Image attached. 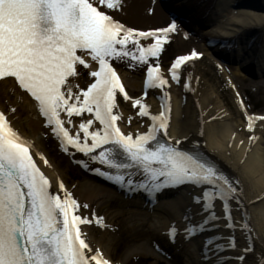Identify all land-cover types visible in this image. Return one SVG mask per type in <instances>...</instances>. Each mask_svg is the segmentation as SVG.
I'll return each mask as SVG.
<instances>
[{"label":"snow or ice","instance_id":"snow-or-ice-1","mask_svg":"<svg viewBox=\"0 0 264 264\" xmlns=\"http://www.w3.org/2000/svg\"><path fill=\"white\" fill-rule=\"evenodd\" d=\"M124 8L125 0H0V81L12 78L30 95L61 151L87 158L75 161L85 171L150 198L190 186L191 211L185 210L183 232L172 228L170 242L182 234L187 240L203 236L211 224L213 235L205 237L201 256L205 264H215L208 246L228 239L237 250L235 233L247 231L234 215L233 206L239 207L242 193L214 161L182 148L183 141L171 142L167 97L163 112L156 115L140 99L134 101L139 117L151 121L145 134H128L119 126L118 95L125 101L131 97L114 62L145 67L148 89L170 87L161 68L149 64L161 60L178 32L175 20L152 30L126 26L115 18ZM201 58L196 51L175 57L171 80L180 84L186 66ZM85 74L91 78L90 86L74 91V80ZM240 107L247 113L242 99ZM85 114L91 119L80 122L73 135L66 124ZM245 118L250 134L257 124H264V115ZM32 148L0 111V264H111L86 242L82 231V226L94 222L105 227L102 220L83 216L80 210L87 205H81L63 183L59 191H52ZM88 162L101 167L91 168ZM221 221L227 236L219 235ZM254 251L245 241L239 264H248L247 254Z\"/></svg>","mask_w":264,"mask_h":264},{"label":"bare ground","instance_id":"bare-ground-1","mask_svg":"<svg viewBox=\"0 0 264 264\" xmlns=\"http://www.w3.org/2000/svg\"><path fill=\"white\" fill-rule=\"evenodd\" d=\"M172 1L174 0H170V2ZM192 1L197 3L202 2L201 0ZM249 1L252 5L257 6L263 13L261 14L260 11H252L242 6L245 2ZM257 2L258 0H217L216 2L211 0V6H207L206 8L207 14L209 13L206 23L216 24L213 29L206 32V35H210L212 38L219 40L224 39L229 42L237 41V43H241L248 39V42L252 43V48L250 50H247L246 47L242 50L241 57L246 58L241 68L255 61V58L258 59L260 54L264 52V0H262L261 3ZM197 3H195L196 5L192 3L187 5L177 4V7L180 9L179 11H181V13L189 15L190 13L197 12L200 9L199 7L202 8V5ZM221 6L224 8V14L221 16L222 19L219 20V18L215 17L214 12L217 9H221ZM258 8H256V10H259ZM115 18L126 26H131L137 30L145 26H151L153 29L164 27L155 0H125V8L120 13L115 14ZM177 33L179 34L176 39L177 46L184 47L188 45L189 41L186 34L180 32L179 29ZM173 38H175V34ZM261 63L262 70H264V60L261 61ZM197 65L198 63L196 60L190 62L189 65L186 66L187 71H190ZM238 71H240V67ZM191 77L193 79L196 78V76ZM233 80L238 81L239 78L234 77ZM86 81L87 77H85V75H80L74 80L75 87L73 90H81ZM129 86L133 91L138 89L137 85ZM154 90L155 89L150 91V93ZM176 93L179 94L180 97L182 96V98H180L181 101L184 98V92L179 88L176 90ZM187 98L189 106L182 111L179 110V100H175L176 102L174 101L173 109L175 113L170 121L172 122V128L169 131L171 142L175 143L178 140L183 141L180 145L182 148L188 147L193 150H198L199 154L205 157L208 162L211 163L214 161L217 167L230 178L231 182L234 184L238 183L242 193L241 198L244 194L245 201L241 199L238 208L233 206L234 215L237 222L241 224L244 229H247V231L238 230L237 234L241 237L251 235L253 243L258 246L260 255L264 253V213L261 215L260 212L259 214L258 223L255 228L256 231L253 227L252 218L248 216L249 214H240L243 209H246L248 213L250 210L252 212L257 211L255 208H252V206H257L260 202H264V153H262L260 149V145L264 143V124H257L255 133L250 134L247 131V125L244 127L241 124V120L246 117L241 108H238L237 112L234 114L239 121L230 123L233 117L232 114H226L220 107L214 108L213 110L211 109V107L218 104L217 98L214 99L213 97L207 96L194 99L188 96ZM144 99L145 98H141L140 100L148 106V103L145 102ZM117 100L118 106L134 105V102L130 100L125 101L122 94L118 95ZM3 102L5 103V107H0V111H7L10 114L8 117H10L13 128L17 130L24 139L34 143L41 154H44L43 157L45 159H39L37 158L35 148L32 149V155L37 161L38 167L51 183L54 184V192L59 191L57 183L59 185L63 183L67 191H69L74 198H78V202L81 205H87V208H81L80 210L83 216L88 219H93L95 217L102 220L105 227H100L94 222L90 225L82 226V231L86 233V242L100 252L104 251V257L109 259L111 264H113L112 261L117 256L118 248L122 245L126 247L134 246L140 249H142L141 247L148 246L153 250L166 253L170 256H173L174 249L182 250L185 248L184 241L180 239L179 236L176 242L171 244L169 233L173 227L184 230L185 210L188 209L191 211L190 205L193 204L194 190L192 188L188 187L185 194L180 195L178 203L170 199H162L159 207L155 209L156 211H154V213H150L140 199L128 201L121 199V210L109 212L110 205L117 200L118 195L114 192L109 193L103 190H95V187L91 185L88 186V184H79V189L76 190V181H80V176L82 175L79 173L83 167L78 166L75 161L87 160V158L80 157L79 154L73 157L61 151L60 144L53 137L51 129L46 126L44 118L39 114L38 104L32 100L30 95L19 89L18 84L14 83L12 78L0 81V106ZM196 102L203 104L202 118H199L195 110H192L191 105ZM164 103L165 98L161 96L158 102H154L155 111L151 112V114H161L164 110ZM12 109H15V112H13ZM119 114L123 117V113ZM30 115L31 117H29ZM181 115L184 120L177 119V117H181ZM23 116L28 117L24 123L21 121V117ZM82 118V121L91 119L87 114ZM62 119L67 120V117L62 116ZM150 126V120L139 117L138 126L136 128L133 129L127 126L123 131L134 135L145 134L150 129ZM74 131L73 135L78 131V126L74 127ZM250 135H255L257 139L255 141L251 140ZM48 140L55 143L54 152L59 159L58 162L50 161L49 163L47 159V156L51 153V151L46 152V148L49 146L47 143ZM204 142L207 143L206 149L203 145ZM88 163L91 168L101 167L95 163ZM63 165L65 168L62 170ZM180 188H177V191H179ZM99 206L104 207L101 213H98L99 210H96ZM104 211H106V214L103 215ZM219 211L220 209L217 208V212ZM92 213H96V216H93ZM105 215L106 217L104 218ZM130 216L155 218L160 222H153L148 228L147 224L142 219L128 225L126 222ZM161 216H163V218ZM197 219H202V217H197ZM212 227L213 225L210 224L205 233L212 230ZM219 230H226L223 228L222 221ZM237 234L235 233L236 237H238ZM112 235L116 236L114 240L110 239ZM211 235H213V233L210 234V236ZM203 237L205 239L206 236ZM202 243L203 246L204 241H202ZM217 245L222 246L219 239L208 246L209 252L215 260V264H228L226 255L217 257L220 254V252H215ZM194 247L195 246L191 244L190 248H186V254L193 258L194 261L196 260L197 264H203L201 257H198ZM174 256L176 257L177 255ZM248 257V261L253 260L250 255H248ZM176 258L177 263L174 262L173 264H181V260L178 257ZM133 260L135 264H163L156 257L149 256L148 254L145 257H133ZM128 261L129 259H127V262Z\"/></svg>","mask_w":264,"mask_h":264},{"label":"rangeland","instance_id":"rangeland-1","mask_svg":"<svg viewBox=\"0 0 264 264\" xmlns=\"http://www.w3.org/2000/svg\"><path fill=\"white\" fill-rule=\"evenodd\" d=\"M202 2H193L192 0H176L175 3L173 2V9L175 4H179V2H182V4H185L186 2L192 3L193 5H196L195 3L202 5V8L199 7L200 9L198 10L197 14L195 15V18L197 19L196 21L199 20V18L203 15L205 12L204 8L207 6H211V0H201ZM215 2L217 0H214ZM170 4V3H169ZM170 6V5H169ZM156 7L158 8L159 14L161 16V20L163 21L164 26L169 25L172 21L170 18L163 12L159 5V0L156 2ZM221 9L215 10V17L222 19L221 16L224 14L223 6L220 7ZM223 8V9H222ZM213 13V14H214ZM217 13V14H216ZM194 15V14H192ZM191 19L193 16L190 17ZM195 21V22H196ZM201 22V20H199ZM193 23L192 25H189V29L184 28L180 25L179 30L182 33H185L188 37L189 43L188 45L184 47H179L176 44V38L172 40V42L167 46V51L162 55L161 60L157 61L155 63L150 62L149 66H158L161 68V70L164 73V78L169 80V84L171 85L170 87L166 86L165 89H156L155 92L152 93H145L142 91V83H143V77L146 72L145 67H140V66H135V67H130L126 63H116L117 71L121 75L122 82L124 84L125 90L127 91L129 97H131L130 101L133 102L136 99H140L142 96H145L144 101L148 103V107L151 112L155 111V104L154 102H158L159 99L162 97H167V102L169 103L170 107V112H169V119L171 120L173 118L174 109L173 105L176 101L179 100V110H185V108H188V101L187 97L189 98H204V97H213L214 99L217 98L218 104L211 107L213 110L214 108H222L226 114H232L233 117L230 120V123H235L236 121H239L234 114L237 112L238 108L240 107V101L241 99L243 100L244 104L247 106V113H245V116L247 114H251L254 116H261L264 115V78L261 77L259 79H251L249 77H246L243 75L240 71H238V67H233V66H226L218 62L213 55L209 52L208 50V45H209V40H212V37L210 35H206V32L213 29L216 24L215 23H210L208 26H206L204 29H200L197 26V23ZM204 24V22H203ZM153 29L151 26H145L141 30H149ZM191 51H196L198 53H202V58L197 60L198 65L195 66L193 69L190 71H186L184 73V76H182V80L180 84L177 83H172L169 75V66L172 60L179 56V55H186L190 54ZM264 60V53L261 54V57L259 61ZM262 66V63H260ZM85 73H87V70H85ZM191 76H196L195 79H193ZM85 77H87V81L85 85L82 87L81 90L86 89L87 86L90 84V77L85 74ZM234 77L239 78L238 81H234ZM195 80V81H194ZM137 85L138 89L133 91L131 87L129 86ZM183 90L187 97L183 96L184 98L180 101L179 94L176 93V90L178 89ZM208 94V95H206ZM206 95V96H205ZM176 100V101H175ZM175 101V102H174ZM202 105L198 102L193 103L191 105L192 110H195V112L198 114L199 118H202ZM0 107H5V103H1ZM121 110V111H120ZM5 111V110H4ZM116 113H123L124 119H122L119 122V126L123 129H126V125L130 128H136L138 126V121H139V115H138V109L131 104L130 106H120L119 109L115 110ZM5 114L8 116L9 113L5 111ZM179 115V112H178ZM201 116V117H200ZM31 117V115L29 116ZM27 116L21 117V121L24 123L25 120H27ZM82 117H73V123L72 124H66L67 128L70 130V132L73 134L74 127L78 126L79 123L81 122ZM178 120H182L183 117L181 115L177 117ZM184 120V119H183ZM241 124L245 127L246 124V118L241 120ZM172 122L170 123L169 126V131L172 128ZM235 134V133H234ZM49 146L46 148V152H50L49 157H47L48 161H59L55 151V143L50 142L48 140L47 142ZM203 145L205 146V149L207 147V143L204 142ZM34 146V145H33ZM260 149L262 150L261 152L264 153V143L260 145ZM37 148H35V152H37V157L40 158V151ZM65 168V166H62V170ZM81 178L80 181H76L77 188L76 190L79 189L78 185H91L95 187V190H103L106 192H114L117 196V200L112 202L113 204L110 205V211L109 212H115V211H120V201L121 199H124L125 201L128 200H133V199H140L142 201V204L148 208L150 213H154L160 205V201L157 198H154V201L152 198L149 196H141L138 198V195L135 193L131 192H126L123 191L119 188L118 185H115L111 182H108L104 180L103 178L92 174L89 171H85L84 169L80 171L79 173ZM59 186V185H58ZM185 194V193H183ZM169 196H176L173 201L176 203L179 202L180 195L178 193L174 192H169L168 194H165L164 197H169ZM171 198V197H170ZM78 201V198H75ZM242 200L245 201V195L243 194V197L241 198ZM102 207H98L99 210L98 213H101ZM252 208H255L257 211L252 212L251 210L248 211L246 209H243L241 211L240 215H247L252 218V223L254 229L256 228L257 225V220L259 218V214L261 212L264 213V202H260L257 206H252ZM106 211L103 212V215L106 214ZM93 216H96V213H92ZM106 215L104 216V218ZM163 218V216H161ZM248 218V217H247ZM142 219L146 224L147 228L148 226L152 225L153 222L157 223L160 222L156 220L155 218H146V217H139V216H130L128 217V220L126 224H133L136 223L138 220ZM159 226V225H158ZM256 231V229H255ZM237 234V232H236ZM228 233L226 234V236ZM238 235V234H237ZM249 235V234H248ZM185 235L182 234L179 237H184ZM204 236V235H203ZM207 236V235H206ZM116 236L112 235L110 236V239H115ZM202 239V238H201ZM200 240V239H198ZM197 240V242H198ZM245 241H247L248 245L251 248H254L255 251L254 253H248L247 255H250L253 260L248 261V264H253V261L257 262V264H261L262 261V254L259 255L258 251V246L253 243V240L251 238V235L247 237H241L238 235L236 237V245H237V250H233L232 246H229V243H226L225 246H222L223 248L226 247V254L227 259H228V264H239L237 257L241 255V250L243 249V246L245 244ZM226 242H230V240H227ZM232 242V241H231ZM173 244V243H171ZM191 244L195 246V250H198V245L196 244V241H187V239L184 240V246L182 250H176L174 249L173 251V256L167 255L160 253L158 251H155L151 249L150 247H141L140 248H135L133 247H126V246H121L117 250V256L113 259L112 263L113 264H135L133 257H145L147 254L149 256H154L156 257L159 261H161L163 264H173L174 262L177 263L176 257H178L181 260V264H197L196 260L194 261L193 258H191L188 254H186V248H190ZM140 249V250H138ZM193 250V249H192ZM224 252V253H225ZM230 252V253H227ZM102 253H105L102 251ZM136 255V256H135ZM174 255H177L176 257ZM198 257L200 258V251L197 252ZM224 255V254H223ZM175 258V259H174ZM127 259L129 261L127 262ZM201 260H204L201 257ZM175 263V264H176ZM203 264L205 262L203 261Z\"/></svg>","mask_w":264,"mask_h":264},{"label":"water","instance_id":"water-1","mask_svg":"<svg viewBox=\"0 0 264 264\" xmlns=\"http://www.w3.org/2000/svg\"><path fill=\"white\" fill-rule=\"evenodd\" d=\"M259 2H260V1H259ZM251 8H253V9H255V10H256V8H257V7H256V6H254V7L252 6ZM258 9H259V8H258Z\"/></svg>","mask_w":264,"mask_h":264}]
</instances>
